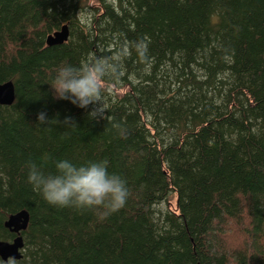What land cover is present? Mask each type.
I'll return each instance as SVG.
<instances>
[{"label": "trees", "instance_id": "1", "mask_svg": "<svg viewBox=\"0 0 264 264\" xmlns=\"http://www.w3.org/2000/svg\"><path fill=\"white\" fill-rule=\"evenodd\" d=\"M64 25L68 41L47 46ZM101 45L129 50L107 86L108 120L50 91L61 65ZM9 81L0 241L17 236L11 215L30 214L15 264H264V0H0V84ZM41 111L55 120L39 124ZM61 160H107L127 181L125 208L101 219L49 205L27 165L55 173Z\"/></svg>", "mask_w": 264, "mask_h": 264}, {"label": "clouds", "instance_id": "2", "mask_svg": "<svg viewBox=\"0 0 264 264\" xmlns=\"http://www.w3.org/2000/svg\"><path fill=\"white\" fill-rule=\"evenodd\" d=\"M134 49L138 59L147 63V44L139 40L135 42ZM128 55L127 46L113 50L101 45L96 54L79 65H61L50 84L53 98L70 101L86 111L91 109L88 111L90 119L108 120L107 86L118 80L121 64ZM46 116L44 111L38 113L39 124L55 120L49 121ZM63 124L77 126L71 117H66ZM114 128L119 126L114 125ZM27 167V182L54 207L96 211L101 219H107L125 208L130 197L127 181L109 172L107 160L89 161L79 166L70 160H61L55 165V173H46L35 163ZM9 264L15 262L10 260Z\"/></svg>", "mask_w": 264, "mask_h": 264}, {"label": "water", "instance_id": "3", "mask_svg": "<svg viewBox=\"0 0 264 264\" xmlns=\"http://www.w3.org/2000/svg\"><path fill=\"white\" fill-rule=\"evenodd\" d=\"M70 30L68 25L62 26L58 31L47 37V46L62 45L68 41ZM16 99L14 83L9 81L0 84V105L11 106ZM30 222V214L27 210L11 215L5 223V227L17 235L12 242L0 241V258L4 262L22 259L21 251L24 248V240L21 234L27 230Z\"/></svg>", "mask_w": 264, "mask_h": 264}]
</instances>
